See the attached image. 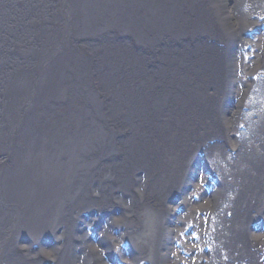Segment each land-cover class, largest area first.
<instances>
[{
	"label": "bare ground",
	"instance_id": "bare-ground-1",
	"mask_svg": "<svg viewBox=\"0 0 264 264\" xmlns=\"http://www.w3.org/2000/svg\"><path fill=\"white\" fill-rule=\"evenodd\" d=\"M261 74L264 0H0V264H264Z\"/></svg>",
	"mask_w": 264,
	"mask_h": 264
},
{
	"label": "rangeland",
	"instance_id": "rangeland-1",
	"mask_svg": "<svg viewBox=\"0 0 264 264\" xmlns=\"http://www.w3.org/2000/svg\"><path fill=\"white\" fill-rule=\"evenodd\" d=\"M261 76H264V74H261ZM257 88H258V86H257ZM255 92H257L258 95H259L260 92H264V87L255 89ZM257 100H255L258 103L257 104V106H258L257 109L255 107H253L251 103H246L245 110L243 111L244 113H242V115L244 117L243 119L244 120H248L249 124H251L253 121H257L262 116V111H264V100H262V101H257ZM261 197H264V192L261 194ZM252 225H253V227H255L256 230H259V231L262 228V226L259 224V222H256V223H254ZM92 236L94 238H97L98 237L93 232H92Z\"/></svg>",
	"mask_w": 264,
	"mask_h": 264
}]
</instances>
